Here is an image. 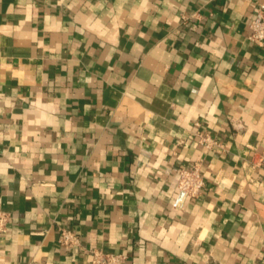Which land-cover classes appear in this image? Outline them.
<instances>
[{
    "label": "crops",
    "instance_id": "crops-1",
    "mask_svg": "<svg viewBox=\"0 0 264 264\" xmlns=\"http://www.w3.org/2000/svg\"><path fill=\"white\" fill-rule=\"evenodd\" d=\"M254 12L252 0H0V264H88L93 249L124 264H264ZM197 160L204 187L187 200L175 178ZM61 228L77 246L58 244Z\"/></svg>",
    "mask_w": 264,
    "mask_h": 264
},
{
    "label": "built area",
    "instance_id": "built-area-1",
    "mask_svg": "<svg viewBox=\"0 0 264 264\" xmlns=\"http://www.w3.org/2000/svg\"><path fill=\"white\" fill-rule=\"evenodd\" d=\"M255 6L254 15L249 23L250 32L248 40L259 48H264V3L261 0H252ZM235 129L239 125L233 124ZM197 142L206 150H214L219 147V142L209 134L202 131L196 132ZM176 188L182 198L196 199L201 195L204 180L201 174L200 162L194 161L188 167L180 168L177 172ZM6 221V213L0 212V225ZM78 237L71 231L60 229L58 244L63 248H72L78 245ZM88 264H124L126 256L122 253H105L99 249L89 251Z\"/></svg>",
    "mask_w": 264,
    "mask_h": 264
}]
</instances>
